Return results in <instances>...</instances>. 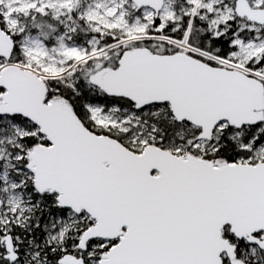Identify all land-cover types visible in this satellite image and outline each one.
Here are the masks:
<instances>
[{
    "label": "snow or ice",
    "instance_id": "1",
    "mask_svg": "<svg viewBox=\"0 0 264 264\" xmlns=\"http://www.w3.org/2000/svg\"><path fill=\"white\" fill-rule=\"evenodd\" d=\"M0 264H264V0H0Z\"/></svg>",
    "mask_w": 264,
    "mask_h": 264
}]
</instances>
